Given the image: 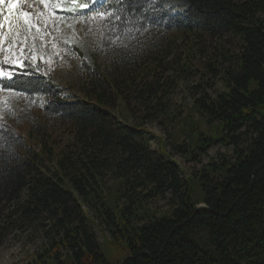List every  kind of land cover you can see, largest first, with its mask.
Listing matches in <instances>:
<instances>
[{
	"label": "trees",
	"instance_id": "16d2710c",
	"mask_svg": "<svg viewBox=\"0 0 264 264\" xmlns=\"http://www.w3.org/2000/svg\"><path fill=\"white\" fill-rule=\"evenodd\" d=\"M64 12L101 19L99 42L77 52L84 98L65 96L26 49L19 66L0 63L14 73L0 90L71 135L56 152L40 125L33 147L0 124V246L33 226L43 243L25 264H264V0H67ZM190 78L186 112L172 113L164 94ZM120 101L133 124L114 114ZM152 121L187 163L230 153L185 176L163 140L151 149Z\"/></svg>",
	"mask_w": 264,
	"mask_h": 264
},
{
	"label": "rangeland",
	"instance_id": "374dc122",
	"mask_svg": "<svg viewBox=\"0 0 264 264\" xmlns=\"http://www.w3.org/2000/svg\"><path fill=\"white\" fill-rule=\"evenodd\" d=\"M66 0H47L46 4L41 0H23L20 5L21 11H27L32 14L33 24L39 27L40 31L33 28L31 31H21L19 37L14 31L9 30L7 21H4V28L0 30V63L19 66L24 49L29 51L32 61L37 59L40 65L49 71L53 77L54 83L60 86L65 96L84 98L79 77L78 50L82 47L96 46L103 32L101 28V19L99 16L75 17L64 12V3ZM3 8L4 16H7V7ZM181 11V8L176 9ZM43 13V15H40ZM19 23L23 29V21H14ZM27 36V40H25ZM124 40V39H123ZM107 46L117 45L116 39H110L108 36L104 39ZM119 45H121L119 43ZM11 48V51H9ZM103 50H98L99 62L106 64L110 54ZM5 58H8L7 60ZM167 77V76H165ZM168 80L171 78L167 77ZM196 78H190L185 83H174L173 88L164 94L163 101L168 105L172 113L181 109L186 112L191 99L193 85ZM118 108H112L114 114L118 116L119 121L132 123L131 117L125 110L124 104L120 101ZM118 112V114H116ZM0 124L17 130L19 134L25 137L26 143L36 147L39 142L38 135L28 133L29 127L40 125L43 128L48 140L56 152L63 150L70 143L71 135L65 129L58 128L50 117L42 113L41 107L34 100H27L22 95L0 90ZM143 134L149 139L150 147L157 153H160V140L164 141L162 147L169 155L185 176L192 175L201 166L210 162L217 154H229L230 150L223 146H215L208 150L207 154L202 156L200 163H187L171 149L167 132L164 126L152 121L143 125ZM160 209L166 208L165 200H158L156 203ZM92 215V212L90 211ZM93 230L97 239L102 242V235L98 232L95 225ZM104 235H107L104 232ZM108 238V237H107ZM196 239L205 250L213 252V248L207 241L203 231L196 233ZM43 238L36 227H29L24 230H15L4 240L0 246V264H25L31 260L32 254L42 246Z\"/></svg>",
	"mask_w": 264,
	"mask_h": 264
},
{
	"label": "snow or ice",
	"instance_id": "6c2138e0",
	"mask_svg": "<svg viewBox=\"0 0 264 264\" xmlns=\"http://www.w3.org/2000/svg\"><path fill=\"white\" fill-rule=\"evenodd\" d=\"M22 2L23 0H0V6H6L8 13L7 16H4L3 8H0V30L4 28V21H7L9 30L14 31L17 37L20 36L22 30L27 32L35 28L36 31H40L39 27L33 24L32 14L27 11L20 10V5ZM46 2L47 0H41V3L46 4ZM99 2H101V0H91V4L88 2V0H74V3H77L79 8H88ZM40 15H43V13ZM100 15L103 16L105 13H101ZM112 15H114L113 12H107L108 17H111ZM20 20L23 21V29L19 23H14V21ZM25 40H27V36H25ZM9 51H11V48H9ZM5 59L7 60L8 58ZM13 74L14 73L12 72H5L3 67H0V77L7 76L10 78Z\"/></svg>",
	"mask_w": 264,
	"mask_h": 264
}]
</instances>
